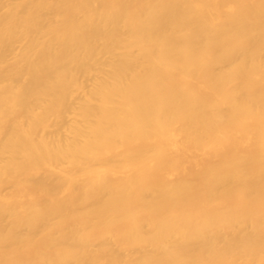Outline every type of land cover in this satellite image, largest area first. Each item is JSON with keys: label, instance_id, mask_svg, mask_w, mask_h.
I'll list each match as a JSON object with an SVG mask.
<instances>
[{"label": "bare ground", "instance_id": "6f19581e", "mask_svg": "<svg viewBox=\"0 0 264 264\" xmlns=\"http://www.w3.org/2000/svg\"><path fill=\"white\" fill-rule=\"evenodd\" d=\"M0 264H264V0H0Z\"/></svg>", "mask_w": 264, "mask_h": 264}]
</instances>
